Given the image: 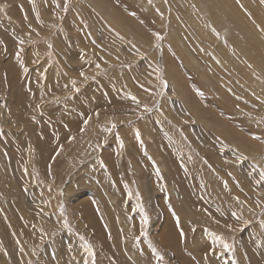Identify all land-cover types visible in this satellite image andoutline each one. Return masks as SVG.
Here are the masks:
<instances>
[{"label": "rangeland", "instance_id": "obj_1", "mask_svg": "<svg viewBox=\"0 0 264 264\" xmlns=\"http://www.w3.org/2000/svg\"><path fill=\"white\" fill-rule=\"evenodd\" d=\"M204 1L0 0V264H264V0Z\"/></svg>", "mask_w": 264, "mask_h": 264}, {"label": "bare ground", "instance_id": "obj_2", "mask_svg": "<svg viewBox=\"0 0 264 264\" xmlns=\"http://www.w3.org/2000/svg\"><path fill=\"white\" fill-rule=\"evenodd\" d=\"M206 1V0H205ZM204 1V2H205ZM236 6V5H235ZM201 8V7H200ZM194 9V8H193ZM203 10V9H202ZM187 13V12H186ZM200 13V12H199ZM188 14V13H187ZM216 15V14H215ZM188 17V16H187ZM207 18V17H206ZM208 19H209V17H208ZM207 19V20H208ZM211 23H213L212 21H211ZM196 25V24H195ZM217 25V24H216ZM201 26V25H200ZM177 27V26H176ZM215 27H218V26H215ZM223 27V26H222ZM221 27V28H222ZM223 32V31H222ZM221 33V32H220ZM253 34V33H252ZM177 41V40H176ZM197 45V44H196ZM194 46H195V44H194ZM178 47V46H177ZM181 48H182V46H180ZM196 48V47H195ZM178 49H180V48H178ZM199 49V48H198ZM217 49V48H216ZM181 52V51H180ZM183 52V51H182ZM181 54V53H180ZM224 54V53H223ZM185 55V54H184ZM226 55V54H225ZM224 55V56H225ZM186 56H187V54H186ZM107 57V56H106ZM189 58V57H188ZM242 58V57H241ZM187 59V58H186ZM181 60H183V59H181ZM188 61H189V59H187ZM255 60V59H254ZM187 61V62H188ZM191 61V60H190ZM229 61V60H228ZM250 61V60H249ZM186 63V62H185ZM230 63H232V62H230ZM236 63V62H235ZM238 64V63H237ZM189 65V64H188ZM218 66V65H217ZM240 66V65H239ZM234 67V66H233ZM227 68V67H226ZM242 69V68H241ZM250 69V68H249ZM244 70V69H243ZM97 71V70H96ZM235 71H237V70H235ZM230 73V72H229ZM238 73V72H237ZM215 76V75H214ZM260 76H261V74H260ZM262 77V76H261ZM149 78V77H148ZM259 79V78H258ZM173 81H175V82H171V83H175L176 84V81H178V80H175V79H173ZM170 82V81H169ZM179 82H181L180 80H179ZM178 83V82H177ZM66 84V83H65ZM180 84V83H179ZM173 86V85H172ZM172 86H170V87H172ZM182 86V85H181ZM173 88V87H172ZM220 88V87H219ZM263 88V87H262ZM177 89H178V87H177ZM216 89V88H215ZM171 90V89H170ZM247 90V89H246ZM173 91H174V89H173ZM184 91V90H183ZM212 91V90H211ZM244 91V90H243ZM184 93H186V92H184ZM183 93V94H184ZM187 94V93H186ZM190 94V93H189ZM180 97V96H179ZM187 97V96H186ZM167 98V97H166ZM170 98V97H169ZM188 98V97H187ZM184 99V98H183ZM41 101V100H40ZM132 102V101H131ZM181 102V101H180ZM166 104V103H165ZM166 106V105H165ZM178 106V105H177ZM36 109V108H35ZM33 110V109H32ZM159 111V110H158ZM36 113V112H35ZM122 120V119H121ZM199 120V119H198ZM124 121V120H123ZM196 122V121H195ZM203 122H204V120H203ZM158 125V124H157ZM149 126V125H148ZM144 128V127H143ZM152 129V128H151ZM221 129V128H220ZM224 130V129H223ZM144 131H145V129H144ZM133 134V133H132ZM131 134V135H132ZM145 134V133H144ZM225 134V133H224ZM227 135V134H226ZM121 136H123V135H121ZM126 136V135H125ZM144 136V135H143ZM146 137V136H145ZM148 137V136H147ZM146 137V138H147ZM121 138V137H120ZM228 138V137H227ZM229 138H231V137H229ZM144 139V138H143ZM120 140V139H119ZM128 141V140H127ZM126 141V142H127ZM186 141V140H185ZM208 141V140H207ZM231 141V140H230ZM68 142V141H67ZM133 142V141H132ZM150 142V141H149ZM197 142V141H196ZM232 142V141H231ZM234 142V141H233ZM247 142V141H246ZM136 143V142H135ZM138 143V142H137ZM186 144L188 143V142H185ZM193 143V142H192ZM158 144V143H157ZM197 144V143H196ZM233 144V143H232ZM139 146H140V144H138ZM189 145V144H188ZM201 145V144H200ZM210 144H208V146H209ZM237 145V144H236ZM135 146H137V145H135ZM198 146H199V144H198ZM200 147V146H199ZM217 147V146H216ZM72 148H73V146H72ZM148 148V147H147ZM189 148H190V145H189ZM201 148V147H200ZM203 148H205V147H203ZM249 148V147H248ZM51 149V148H50ZM105 149V148H104ZM135 149H137L136 147H135ZM155 149V148H154ZM197 149V148H196ZM245 149V148H244ZM29 150V149H28ZM124 150V149H123ZM126 150H128V148H126ZM190 150V149H189ZM191 150H193V149H191ZM208 150V149H207ZM241 150V149H240ZM246 150V149H245ZM244 150V151H245ZM27 151V150H26ZM63 151H65V149L63 150ZM156 151V149L154 150V152ZM165 151V150H164ZM194 151V150H193ZM202 151V150H201ZM200 151V152H201ZM51 152H52V150H51ZM77 152H80V151H77ZM247 152V151H246ZM58 153H59V151H58ZM65 153H67V152H65ZM112 153H114V152H112ZM139 153V152H138ZM150 153V152H149ZM193 153V152H192ZM240 153V152H239ZM26 154V153H25ZM47 154V153H46ZM68 154V153H67ZM110 154V153H109ZM152 154V153H151ZM155 154V153H154ZM188 154V153H187ZM196 154H197V152H196ZM203 154V153H202ZM243 154H244V152H243ZM28 155V154H27ZM65 155V154H64ZM71 155V154H70ZM108 155V154H107ZM119 155V154H118ZM158 155V154H157ZM50 156V155H49ZM60 156V155H59ZM67 156V155H66ZM116 156V155H115ZM154 156H156V155H154ZM166 156V155H165ZM176 156V155H175ZM249 156V155H248ZM255 156V155H254ZM26 157V156H25ZM68 157H70V156H68ZM113 157H114V155H113ZM126 157V156H125ZM157 157V156H156ZM210 157V156H209ZM17 158V157H16ZM153 158H155V157H153ZM166 158H167V156H166ZM251 158V157H250ZM23 159V158H22ZM25 159V158H24ZM24 159H23V161H24ZM32 159V158H31ZM110 159V158H109ZM168 159V158H167ZM71 160H73V159H70V161ZM156 160V159H155ZM162 160V159H161ZM28 161V160H27ZM69 161V162H70ZM89 161V160H88ZM157 161H158V159H157ZM202 161V160H201ZM68 162V163H69ZM127 162H128V160H127ZM161 162V161H160ZM68 163H67V165H68ZM170 163V162H169ZM194 163V162H193ZM198 163V162H197ZM20 164V163H19ZM41 164V163H40ZM75 164V163H74ZM128 164V163H127ZM69 165H71V164H69ZM160 165V164H159ZM197 165V164H196ZM202 165V164H201ZM13 166V165H12ZM74 166V165H73ZM127 166V165H126ZM208 166V165H207ZM261 166V165H260ZM14 167V166H13ZM30 167V166H29ZM64 167H66L65 165H64ZM197 167V166H196ZM146 168V167H145ZM19 170V169H18ZM29 170V169H28ZM109 170H110V168H109ZM115 170V169H114ZM202 170V169H201ZM206 170V169H205ZM249 170H251V169H249ZM189 171V170H188ZM8 172V171H7ZM174 172V171H173ZM213 172V171H212ZM23 173V172H22ZM22 173L20 174V175H22ZM166 173V172H165ZM176 173V172H175ZM243 173V172H242ZM240 174V173H239ZM19 175V176H20ZM24 175V174H23ZM137 175V174H136ZM247 175H248V173H247ZM168 176V175H167ZM214 176V175H213ZM250 176V175H249ZM248 176V177H249ZM255 176V175H254ZM260 176V175H259ZM12 177V176H11ZM143 177H144V175H143ZM142 177V178H143ZM170 177V176H169ZM209 177V176H208ZM211 177V176H210ZM261 177V176H260ZM21 178V177H20ZM177 178V177H176ZM22 179V178H21ZM258 179V178H257ZM23 180V179H22ZM24 181V180H23ZM172 181V180H171ZM25 182V181H24ZM167 182V181H166ZM1 183V182H0ZM9 183V182H8ZM8 183H7V185H8ZM181 183V182H180ZM11 184V183H10ZM9 184V185H10ZM22 184V183H21ZM66 184V183H65ZM118 184V183H117ZM141 184V183H140ZM142 184H143V182H142ZM238 184V183H237ZM18 186V185H17ZM117 186H119L120 187V185H117ZM147 186H148V183H146V188H147ZM153 186V185H152ZM169 186V185H168ZM16 187V186H15ZM70 187V186H69ZM145 187V186H144ZM170 187V186H169ZM130 188V187H129ZM131 189V188H130ZM135 190V189H134ZM7 191V190H6ZM5 191V192H6ZM9 192V191H8ZM13 192V191H12ZM11 192V193H12ZM141 192V191H140ZM148 192V191H147ZM186 192V191H185ZM216 192V191H215ZM241 193V192H240ZM170 194V193H169ZM185 195H187L186 193H185ZM184 194H183V196H185ZM190 197V196H189ZM188 197V198H189ZM194 197V196H193ZM6 198V197H5ZM258 198V197H257ZM25 200V199H24ZM170 201V200H169ZM185 202L187 201V200H184ZM190 202H191V200H190ZM189 202V203H190ZM84 203H86V202H84ZM180 203V202H179ZM178 203V204H179ZM183 203V202H182ZM188 202H187V204H189ZM242 203V202H241ZM240 204V203H239ZM243 204V203H242ZM84 205V204H83ZM163 205V204H162ZM175 205V204H174ZM190 206L192 205V204H189ZM189 205H187V207L189 206ZM203 205V204H202ZM87 206H88V204H87ZM194 206V205H193ZM85 207V206H84ZM89 207V206H88ZM79 208V207H78ZM199 208V207H198ZM185 209V208H184ZM78 210V209H77ZM98 210V209H97ZM185 210H187V209H185ZM79 211V213H80V210H78ZM208 211V210H207ZM209 212V211H208ZM87 214H89L90 212H86ZM92 213L94 214V212L92 211ZM99 213V212H98ZM198 213V212H197ZM74 214V213H73ZM192 215V214H191ZM247 215V214H246ZM75 216V215H74ZM95 216V215H94ZM96 217V216H95ZM208 218V217H207ZM206 218V219H207ZM212 218V217H211ZM242 219V218H241ZM39 220V219H38ZM211 220V219H210ZM1 221V220H0ZM42 221V220H41ZM77 221H78V219H77ZM209 221V220H208ZM212 221V220H211ZM75 222V221H74ZM178 222V221H177ZM192 222V221H191ZM216 222V221H215ZM214 222V223H215ZM36 223V222H35ZM167 223H168V221H167ZM198 224V223H197ZM197 224H196V226H197ZM200 224V223H199ZM206 224V223H205ZM207 224H209V223H207ZM212 224H213V222H212ZM211 224V225H212ZM139 225H140V223H139ZM168 226H169V223L167 224ZM166 225V226H167ZM180 225V224H179ZM214 225V224H213ZM212 225V226H213ZM167 226V227H168ZM172 227H173V225H171ZM208 226V225H207ZM215 226H216V224H215ZM98 227V226H97ZM176 227V226H175ZM99 228V227H98ZM164 228V227H163ZM174 228V227H173ZM172 228V229H173ZM182 228V227H181ZM39 229V228H38ZM47 229V228H46ZM92 229L93 230H95V227L93 226L92 227ZM176 229V228H175ZM236 229V228H235ZM40 230V229H39ZM164 230V229H163ZM237 230V229H236ZM142 231V230H141ZM165 231V230H164ZM98 232V231H97ZM144 232V231H143ZM162 232V231H161ZM170 232V229H169V231L167 232V233H169ZM173 232V231H172ZM171 232V233H172ZM8 233V232H7ZM89 233V232H88ZM87 233V234H88ZM134 233V232H133ZM27 234V233H26ZM31 234V233H30ZM259 234V233H258ZM32 235V234H31ZM136 235V234H135ZM140 235V234H139ZM161 235H162V233H161ZM164 235V234H163ZM261 235V234H260ZM33 236H35V235H33ZM125 235H123V237H124ZM255 236V235H254ZM36 237H38V236H36ZM138 237V236H137ZM160 237V236H159ZM162 237V236H161ZM73 238V237H72ZM93 238H95V236L93 235V237H91V240L93 239ZM114 238V237H113ZM70 239V238H69ZM152 239V238H151ZM162 239H163V237H162ZM166 239H167V237H166ZM196 239V238H195ZM213 239V238H212ZM258 239V238H257ZM99 240V239H98ZM133 240V239H132ZM131 240V241H132ZM175 241H176V239H175ZM175 241H173V242H175ZM139 242V241H138ZM236 242V241H235ZM264 242V241H263ZM61 243V242H60ZM96 243V242H95ZM98 243V242H97ZM100 243V242H99ZM133 243H136V242H133ZM195 243H197V242H194V244ZM259 243V242H258ZM103 244V243H102ZM178 243H176V245H177ZM180 244V243H179ZM188 244V243H187ZM186 244V245H187ZM206 244V243H205ZM131 245H133L132 243H131ZM9 246V245H8ZM165 246V245H164ZM178 246V245H177ZM181 246V245H180ZM185 246V245H184ZM189 246V245H188ZM72 247V246H71ZM170 247H171V245H170ZM176 247V246H175ZM64 248H66L67 249V247H64ZM79 248V247H78ZM165 248V247H164ZM167 248H169V247H167ZM187 247L185 246V248L184 249H186ZM25 249V248H24ZM75 249V248H74ZM81 249V248H80ZM60 250V249H59ZM61 250H63L62 249V247H61ZM72 250V249H71ZM172 249H170V251H171ZM175 250V249H174ZM10 251V250H9ZM64 251V250H63ZM83 251V250H82ZM134 251V250H133ZM194 251V250H193ZM207 250H205V252H206ZM7 252V251H6ZM11 252H12V249H11ZM61 252V251H60ZM77 252V251H76ZM172 252V251H171ZM184 252V251H183ZM190 252H192L191 250H190ZM256 252V251H255ZM15 253V252H14ZM20 253V252H19ZM58 253V252H57ZM62 253V252H61ZM81 253V252H80ZM127 254L129 253V252H126ZM134 253V252H133ZM193 253V252H192ZM215 253V252H214ZM16 254H18V253H16ZM23 254V253H22ZM60 254V253H59ZM63 254H64V252H63ZM70 254H71V252H70ZM187 254H189V253H187ZM191 254V253H190ZM211 254H212V252H211ZM226 254V253H225ZM237 254V253H236ZM7 255V254H6ZM125 255V254H124ZM129 255V254H128ZM229 255V254H228ZM259 255V254H258ZM17 256V255H16ZM25 256V255H24ZM70 256V255H69ZM190 256V255H189ZM260 256V255H259ZM187 257V256H186ZM186 257H184V258H186ZM191 257V256H190ZM263 257V256H262ZM21 258V257H20ZM55 258V257H54ZM58 258V257H57ZM65 258V257H64ZM71 258V257H70ZM204 258V257H203ZM254 258V257H253ZM12 259V258H11ZM122 259V258H121ZM136 259H137V257H136ZM140 259V258H139ZM246 259V258H245ZM69 260V259H68ZM178 260V259H177ZM176 260V261H177ZM181 260V259H180ZM14 261H15V259H14ZM27 261H28V259H27ZM54 261V260H53ZM135 261V260H134ZM140 261V260H139ZM52 262V261H51ZM66 262V261H65ZM138 262V261H137ZM152 262H153V259H152ZM232 262V261H231ZM263 262V261H262ZM14 263V262H13ZM12 263V264H13ZM154 263V262H153ZM195 263V262H194ZM254 263V262H253ZM2 264V263H1ZM79 264V263H78ZM138 264H140V263H138ZM150 264H151V262H150ZM175 264V263H174ZM191 264V263H190ZM255 264V263H254ZM257 264V263H256Z\"/></svg>", "mask_w": 264, "mask_h": 264}, {"label": "snow or ice", "instance_id": "obj_3", "mask_svg": "<svg viewBox=\"0 0 264 264\" xmlns=\"http://www.w3.org/2000/svg\"><path fill=\"white\" fill-rule=\"evenodd\" d=\"M262 178H264V174H262ZM141 211H143V208H141ZM145 222H147V216H145ZM144 235H146V233H144ZM81 239H83V237H81ZM228 247H230V246L229 245H225V248H228ZM160 259H163V257H160Z\"/></svg>", "mask_w": 264, "mask_h": 264}]
</instances>
